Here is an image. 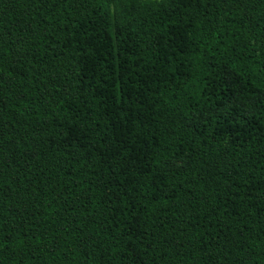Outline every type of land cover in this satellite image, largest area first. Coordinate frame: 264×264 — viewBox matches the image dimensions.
<instances>
[{
    "label": "trees",
    "instance_id": "16d2710c",
    "mask_svg": "<svg viewBox=\"0 0 264 264\" xmlns=\"http://www.w3.org/2000/svg\"><path fill=\"white\" fill-rule=\"evenodd\" d=\"M0 264H264V0H0Z\"/></svg>",
    "mask_w": 264,
    "mask_h": 264
}]
</instances>
